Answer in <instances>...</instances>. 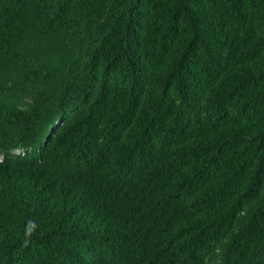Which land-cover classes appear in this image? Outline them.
Listing matches in <instances>:
<instances>
[{
	"label": "trees",
	"instance_id": "1",
	"mask_svg": "<svg viewBox=\"0 0 264 264\" xmlns=\"http://www.w3.org/2000/svg\"><path fill=\"white\" fill-rule=\"evenodd\" d=\"M0 264H264V0H0Z\"/></svg>",
	"mask_w": 264,
	"mask_h": 264
},
{
	"label": "built area",
	"instance_id": "2",
	"mask_svg": "<svg viewBox=\"0 0 264 264\" xmlns=\"http://www.w3.org/2000/svg\"><path fill=\"white\" fill-rule=\"evenodd\" d=\"M15 151H16V152H20V149H16Z\"/></svg>",
	"mask_w": 264,
	"mask_h": 264
}]
</instances>
